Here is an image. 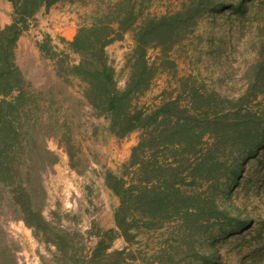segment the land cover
Returning a JSON list of instances; mask_svg holds the SVG:
<instances>
[{"label": "rangeland", "instance_id": "rangeland-1", "mask_svg": "<svg viewBox=\"0 0 264 264\" xmlns=\"http://www.w3.org/2000/svg\"><path fill=\"white\" fill-rule=\"evenodd\" d=\"M184 1L145 0L137 24L147 16L174 12ZM94 4L95 0H58L42 6L17 40L15 61L33 98L21 111L26 137H33L27 147L35 143V152L45 147L55 160L50 162L49 154L44 162L42 156L36 159L35 173L44 188L36 205L46 221L43 229L18 216L8 191L0 199V264H116L113 253L121 249L119 264H264V141L234 176L218 173L221 182L231 176L224 192L221 184L217 190L207 184L199 189L203 198L213 193L216 208L230 210L227 217L201 215L191 236L177 218L146 227L141 221L131 223L129 217V240L117 228L114 212L119 199L106 185V174L122 171L140 130L113 135L110 121L96 114L83 95L81 79H63L56 72V57L48 56L63 54L69 64L79 61L69 42L79 26L91 21ZM5 5L6 0H0V12ZM260 39L264 40V0H251L246 15L224 7L204 13L181 40L148 48V60L158 69L134 104L154 107L165 97L186 102L191 87L215 99L237 98L251 90L247 71L258 58L255 40ZM44 43L51 47L49 53L41 48ZM134 46L129 29L105 47L119 89L129 77ZM261 90L254 88L246 107L258 110L264 105ZM222 107L231 105L224 102ZM19 164L24 169L28 161ZM231 206L237 210L231 211ZM236 214L248 223L236 225ZM103 238L109 247L94 255Z\"/></svg>", "mask_w": 264, "mask_h": 264}, {"label": "trees", "instance_id": "trees-1", "mask_svg": "<svg viewBox=\"0 0 264 264\" xmlns=\"http://www.w3.org/2000/svg\"><path fill=\"white\" fill-rule=\"evenodd\" d=\"M8 1L12 5V19L0 27V199L8 191L18 216L27 225L43 229L46 221L36 205L44 188L35 165L40 156V162H44L46 154L50 162L55 157L45 147L35 152V143L27 147L33 137H26L21 111L33 98L29 97L30 83L15 61V48L29 26V19L42 6L47 8L58 0ZM250 3L251 0H185L174 12L147 16L137 24L145 0H95L91 21L79 26L69 42L72 51L80 55L79 61L69 64L63 54L48 55L56 57V72L63 79L69 75L81 79L83 95L96 114L110 121L109 131L113 135L123 137L140 130L138 142L122 171L106 174V185L119 199L115 224L127 240L132 235L131 223L138 221L154 227L166 219L177 218L191 236L201 215H229L228 208H216L213 193L210 198H203L199 189L207 184L211 191L217 190L221 184L220 191L224 192L231 176L264 141V105L258 110L245 106L255 87L262 89L264 98V40H255L259 43V55L247 71L251 90L235 99H215L214 94L207 95L191 87L186 102L165 97L154 107H142L133 100L148 89L158 69L155 62L148 60L151 45L163 47L165 43L172 45L181 40L206 12L224 7L246 15ZM129 29L133 30L135 46L130 56L129 77L119 89L105 47ZM41 48L51 51L45 43ZM162 50L166 53L167 49ZM224 102L231 107L223 108ZM218 103L222 104L219 108ZM22 155L28 161L24 169L19 164L25 161ZM222 171L231 174L223 182L218 174ZM230 209L237 210L235 206ZM232 219L236 225L247 222L238 214ZM108 247L104 238L100 239L94 255H100ZM123 253L124 249L113 253L116 264Z\"/></svg>", "mask_w": 264, "mask_h": 264}, {"label": "crops", "instance_id": "crops-1", "mask_svg": "<svg viewBox=\"0 0 264 264\" xmlns=\"http://www.w3.org/2000/svg\"><path fill=\"white\" fill-rule=\"evenodd\" d=\"M6 10L4 12H0V27L5 26L6 24L11 22L12 16V5L10 1L6 0ZM21 36V35H20Z\"/></svg>", "mask_w": 264, "mask_h": 264}]
</instances>
